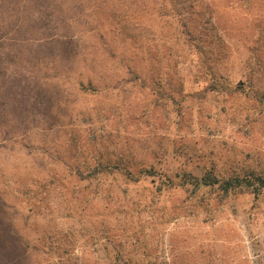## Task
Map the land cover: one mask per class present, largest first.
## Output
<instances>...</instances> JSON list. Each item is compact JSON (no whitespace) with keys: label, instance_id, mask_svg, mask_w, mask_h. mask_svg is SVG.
<instances>
[{"label":"rangeland","instance_id":"rangeland-1","mask_svg":"<svg viewBox=\"0 0 264 264\" xmlns=\"http://www.w3.org/2000/svg\"><path fill=\"white\" fill-rule=\"evenodd\" d=\"M53 3L0 39V223L27 246L0 264H264V190L177 187L264 175V0ZM115 165L141 181L74 169Z\"/></svg>","mask_w":264,"mask_h":264},{"label":"trees","instance_id":"trees-1","mask_svg":"<svg viewBox=\"0 0 264 264\" xmlns=\"http://www.w3.org/2000/svg\"><path fill=\"white\" fill-rule=\"evenodd\" d=\"M35 1L37 4L32 13L40 16L45 10L44 4L48 1V7L54 6L53 0H0V39H7L8 37L13 38L15 34H19L22 31L24 28V22L30 21L29 17L24 18V11H21L22 4H33ZM60 1L69 2L70 0ZM32 13L27 14V16L32 15ZM210 20L211 19H206L208 22ZM34 26H36V23L28 28L32 29ZM202 28L201 25H196L193 29L194 37L193 34L192 36L190 35L191 38L186 39L184 44L191 47L196 53H199V72L205 77V80L208 81V86L213 88L217 86L220 79L219 76H216L213 63H210V61L206 59L207 54L211 55L213 53L212 49L207 50L210 47L209 45L212 44L211 39L208 40L207 38H202V35H195V33ZM55 36L56 34L53 33L49 40L53 39ZM17 75L18 77L22 76L20 72H18ZM20 103L21 101H18V104ZM74 169L75 174L82 178L95 177L105 172H117L118 174L129 177L134 182L141 181L140 178H132L133 174L130 168H122L119 165L87 167L86 169L77 167ZM140 173L143 178H149L155 175L153 170H142ZM161 177L165 178L164 180L169 186L176 185L174 181L166 175H161ZM182 178L181 184H177V187L182 188V190H187L191 185L194 186L195 190L215 189V191H217L223 198H226L233 192H249L258 195L264 190V175L261 173H250L245 174L244 176H241L240 174L219 175L216 174L214 170H210L205 171L200 177L185 173ZM0 201L1 203L4 202L2 197L0 198ZM2 226L3 225L0 226V262L7 259L11 254H15L18 259H21V256L26 252L25 247L27 248V246L22 243V238H20V235H18L14 228H3Z\"/></svg>","mask_w":264,"mask_h":264}]
</instances>
